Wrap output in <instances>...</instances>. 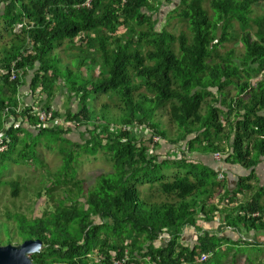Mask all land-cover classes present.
Listing matches in <instances>:
<instances>
[{"label": "trees", "instance_id": "16d2710c", "mask_svg": "<svg viewBox=\"0 0 264 264\" xmlns=\"http://www.w3.org/2000/svg\"><path fill=\"white\" fill-rule=\"evenodd\" d=\"M83 1H0V132L8 126L9 140L0 154V178L11 165L44 168L39 146L57 148L62 161L56 174L47 173L49 205L40 217L7 213L14 226L0 224L11 235L7 244L13 235L40 240L42 251L30 256L35 264H114L125 258V264H201L202 255L215 254L222 244L204 232L193 248L180 245L184 229H197L199 215L218 211L229 227L264 232V186L250 184L264 158V13L255 12L264 0H178L167 18L186 25L177 36L166 25L157 29L163 0H94L90 8L77 9ZM17 25L20 33H14ZM230 42L242 46L240 58L234 49L220 52ZM66 48L75 54L67 56ZM13 64L21 76L11 81ZM87 67H98V75L83 76L80 70ZM28 75L30 92L38 95L33 105L74 127L40 130L30 116L24 122L32 105L20 104L17 95ZM231 87L236 94L228 100ZM61 88L76 101L75 112L52 108ZM102 97L117 116L109 118L107 105L96 110ZM166 107L174 138L157 120ZM74 130L82 132L80 143L69 138ZM163 145L181 155L186 149L218 153L225 164L251 174L230 192L226 180H219L223 172L173 152V160H161ZM103 152L111 172L84 191L78 158ZM8 184L18 198L20 183ZM218 190L229 203L238 194L251 195L221 211L210 203ZM160 235L167 238L155 248Z\"/></svg>", "mask_w": 264, "mask_h": 264}, {"label": "rangeland", "instance_id": "374dc122", "mask_svg": "<svg viewBox=\"0 0 264 264\" xmlns=\"http://www.w3.org/2000/svg\"><path fill=\"white\" fill-rule=\"evenodd\" d=\"M151 3L154 4V0H150ZM163 6L160 7V14L159 19L160 23L157 26V29L163 28L165 25L166 30L168 32H171L174 35H179L181 32L186 31V25L180 23L178 19H171L167 21V18L170 16V13H173L174 8L178 7V0H163ZM2 7V6H1ZM2 9V8H0ZM256 14L260 15L264 13V3L259 4L256 6L255 9ZM168 22V23H167ZM164 27V28H165ZM18 33L19 30H16ZM67 49V56H70L71 54H75V51H69V48ZM235 51V57L240 58L243 54V48L240 45V43L236 42H230L227 44L222 45L220 48V52L222 54L229 53V51L233 50ZM64 58V55H63ZM65 60V59H64ZM68 65V64H67ZM89 72H92V74H95V76L99 73V68H83L80 70V73L85 76ZM256 80H252L251 84H254ZM215 91V90H213ZM59 96L60 99H62L63 104L65 107L68 108L70 99L64 92V89H59ZM229 95L228 100L235 96L236 91L234 88H229ZM38 97V95H37ZM209 103V100L207 101ZM95 108L97 111H100L102 106L107 105L109 106V118L112 117V115L117 116L118 112L113 108V104L109 102V100L105 97L99 98L95 102ZM94 105L92 103V107L94 108ZM94 108V109H95ZM207 105L203 106V113L206 111ZM169 110V107H166L163 111H161L158 115V119L161 125V128L163 130H169L171 133L169 134V137L174 138L175 137V128L170 125L167 112ZM63 112V111H62ZM77 131V130H75ZM138 135V132H136ZM75 142L80 143V141L76 140ZM167 146V145H166ZM169 147V146H168ZM176 152V149L174 151ZM37 158H39L44 163V168L40 167H29L24 165H11L7 171H5L0 178V224L6 223L9 224V227L11 230L14 229V226L11 222L7 221V213H22L25 214L27 218L31 217H40L43 212L46 210L47 206L49 205L47 203V199L44 194L43 188L46 184H48L49 177L47 176V173L56 174L57 170L61 167L62 161L61 157L58 153V149L54 148L53 151H50L44 146H39L37 149ZM168 155V153H167ZM186 155V154H185ZM184 156V155H182ZM167 157V156H166ZM169 157V156H168ZM77 180H80L82 182L83 190H89L91 189L96 181V178L101 174H108L111 172V163L108 160V157L105 155V153H101L97 155L96 157H91L85 154L81 153V156L78 158L77 161ZM172 178L171 175L168 176V179ZM11 182H19L20 183V191L18 198H12L11 197V186L8 183ZM40 193L42 195L41 199L37 198V194ZM250 193L245 197V200H248L250 198ZM244 200V199H243ZM244 200V201H245ZM8 222V223H7ZM4 228H0V245L6 246V245H18L22 243L23 241L17 238L13 235V238L9 244H7L8 238L11 237ZM247 244V243H246ZM246 250L248 251V255H252L255 253L261 254L263 257L262 261L256 262V263H250L245 262L243 254L246 255ZM257 251V252H256ZM242 255L238 256V259L234 260L232 264H264V246L261 247L259 250H252L251 248L244 247L241 251ZM225 262V255L218 250L215 252V254H211L208 261L201 263V264H224ZM228 264H231V261H228Z\"/></svg>", "mask_w": 264, "mask_h": 264}, {"label": "crops", "instance_id": "0c3cea01", "mask_svg": "<svg viewBox=\"0 0 264 264\" xmlns=\"http://www.w3.org/2000/svg\"><path fill=\"white\" fill-rule=\"evenodd\" d=\"M2 1V0H0ZM66 64V63H64ZM31 83V75H28L23 80V85L20 87L17 98L20 104L25 105H33L34 99L37 98V95H33L30 92L29 86ZM215 93V91H213ZM59 94V92L57 91ZM56 95L51 105L52 108L59 111L60 113H65L67 110H71L75 112L77 110V103L74 99L69 101L68 108L64 106L62 99H60L59 95ZM33 95V96H32ZM63 111V112H62ZM81 131V129H80ZM83 131V130H82ZM81 133L79 131H72L69 134V138L75 142L76 140H80ZM185 143H181L179 146V150H184ZM170 148V149H169ZM173 148V150H171ZM176 147H168V145H163L158 149V153L161 156V160L167 158L173 160L172 152L175 153ZM171 152H168L169 150ZM178 150V149H177ZM178 150V153L175 155L177 159H181V153ZM177 152V151H176ZM166 153H168L167 157H163ZM171 153V154H170ZM186 154V155H185ZM169 156V157H168ZM184 158L192 161L194 163L199 162L211 169H214L217 172H223L225 176L220 173L219 180H226L227 189L230 192H233L237 189L239 181L242 178H246L251 174V170H246L240 165H230L224 163V158L220 161L214 158V154L212 155H202L199 153H191L187 149L184 153ZM253 177L250 181V184L255 188L257 186H264V158L260 160V162L254 167ZM222 176V179H220ZM225 194L224 190H218L214 198L210 201L212 205H215L218 210H226L229 211L235 208L239 203L244 202L245 197L249 194H238L237 199L233 203H229L227 199L223 196ZM251 194V193H250ZM248 197V196H247ZM221 199V201H219ZM244 199V200H243ZM208 217V218H205ZM197 229L193 227H188L183 230L180 238V245L186 248H193L197 245L198 236L202 235L204 232L210 234V236H215L217 239L221 241L220 252L225 255L224 264H228V261L232 262L238 259V256L242 255L241 251L244 247L251 248L252 250H259L262 246H264V232L262 231H247L244 225H239L238 227H229L223 222V215L220 212H214L211 215H199L198 221L196 223ZM167 236L160 235V242L155 243V248L163 247ZM247 243V244H246ZM246 250V255L243 254L245 262L256 263L263 260L261 254L255 253L252 255H248ZM257 252V251H256ZM264 255V254H263ZM210 257V255H209ZM208 261V260H207Z\"/></svg>", "mask_w": 264, "mask_h": 264}, {"label": "built area", "instance_id": "2783aa9c", "mask_svg": "<svg viewBox=\"0 0 264 264\" xmlns=\"http://www.w3.org/2000/svg\"><path fill=\"white\" fill-rule=\"evenodd\" d=\"M94 0H84L79 6H76V8H90L92 3ZM22 29V25H17L14 29V33H16V30H19L18 33H20V30ZM17 76H21V73L17 72L15 70V64L12 65L11 68V77L10 80L14 81L16 80ZM20 112V108L17 110V113ZM34 117L37 120V128H39L40 130H45V129H49L51 128V126L53 125H57V126H61V127H67V126H71L74 127V123L73 124H68L63 120L60 119H56L53 116V112L51 111H45V110H41L40 108H38V106L36 105H32V107L30 108V113L28 114V116H25L24 122L27 123L28 121V117ZM9 123H11V121H13V118L8 119ZM5 127L4 130L2 132H0V154H3L7 151V146L9 144V140L5 134V131L7 130ZM153 141L155 143L159 142V138L158 137H154ZM214 158L218 161L223 159V156L221 154H214ZM220 179H222V176H220ZM258 214H253L251 215V217H258ZM209 259V255H202L201 258L199 259V263H204ZM127 262V259H120V260H116L114 262V264H125Z\"/></svg>", "mask_w": 264, "mask_h": 264}, {"label": "water", "instance_id": "95a60500", "mask_svg": "<svg viewBox=\"0 0 264 264\" xmlns=\"http://www.w3.org/2000/svg\"><path fill=\"white\" fill-rule=\"evenodd\" d=\"M41 251L40 240H26L18 245H0V264H35L30 256Z\"/></svg>", "mask_w": 264, "mask_h": 264}]
</instances>
